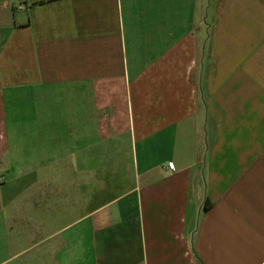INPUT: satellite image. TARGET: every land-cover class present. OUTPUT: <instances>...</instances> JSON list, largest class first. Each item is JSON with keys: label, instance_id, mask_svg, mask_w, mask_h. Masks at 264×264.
<instances>
[{"label": "crops", "instance_id": "obj_1", "mask_svg": "<svg viewBox=\"0 0 264 264\" xmlns=\"http://www.w3.org/2000/svg\"><path fill=\"white\" fill-rule=\"evenodd\" d=\"M0 264H264V0H0Z\"/></svg>", "mask_w": 264, "mask_h": 264}, {"label": "trees", "instance_id": "obj_2", "mask_svg": "<svg viewBox=\"0 0 264 264\" xmlns=\"http://www.w3.org/2000/svg\"><path fill=\"white\" fill-rule=\"evenodd\" d=\"M204 203H205V201L203 200V202H202V204H203V205H202V208H204V207H205Z\"/></svg>", "mask_w": 264, "mask_h": 264}, {"label": "built area", "instance_id": "obj_3", "mask_svg": "<svg viewBox=\"0 0 264 264\" xmlns=\"http://www.w3.org/2000/svg\"><path fill=\"white\" fill-rule=\"evenodd\" d=\"M167 167H171V164L170 163H167Z\"/></svg>", "mask_w": 264, "mask_h": 264}]
</instances>
